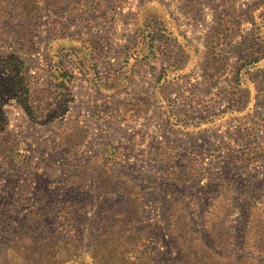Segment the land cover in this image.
Segmentation results:
<instances>
[{
    "label": "rangeland",
    "instance_id": "obj_1",
    "mask_svg": "<svg viewBox=\"0 0 264 264\" xmlns=\"http://www.w3.org/2000/svg\"><path fill=\"white\" fill-rule=\"evenodd\" d=\"M257 19L264 0H0V264L233 260L211 249L264 260V147L247 146L264 142V108L180 132L153 97L159 69L190 58L183 42L188 68L216 43L222 74L205 81L198 66L163 96L179 122L242 107L235 70L260 54ZM58 62L72 73L70 96L56 95ZM248 77L264 94V69ZM137 105L140 118L106 115ZM104 146L116 158L88 163ZM159 146L171 152L152 163Z\"/></svg>",
    "mask_w": 264,
    "mask_h": 264
},
{
    "label": "trees",
    "instance_id": "obj_2",
    "mask_svg": "<svg viewBox=\"0 0 264 264\" xmlns=\"http://www.w3.org/2000/svg\"><path fill=\"white\" fill-rule=\"evenodd\" d=\"M253 22L255 24V29L258 35L257 37L260 41L259 42L260 47H261L260 54L249 55V57H247L241 64H239V66L235 70V85L237 87V90L238 91H242V90L248 91L246 95V100L242 107L238 108V106H232L231 108L225 110L224 112L218 115L210 116L201 121L192 120L190 122H179V120L177 119L175 115L173 105L171 104L169 100H167L163 96L167 86L170 83L187 78L188 76L191 75L193 70L197 68L198 66L201 70L200 76L202 77L203 80L213 81L217 79L224 71V63H223V57L221 53L217 50L215 46L216 43H212V45H209L207 47V51H206L207 58H206L205 64H203L202 61L197 59L196 64L188 68L187 67V64L189 62L188 60L190 58L192 59L193 56H192V53L190 52L189 46L185 42H183L182 46L186 48H182V49H184V52H186L188 57H190L187 60V62H185L182 55H180L178 59H176L175 61H169V64H167V66L161 67L159 69L158 74H157L156 86L154 88L153 97H154V100L158 103V106L162 108V110L166 113L171 126H174V128L180 132H190V131L191 133L198 132L200 130H205V129L212 128L218 125L221 119L226 118L228 116H232L234 118L247 117L254 113L256 107L264 108V94H259L258 92H256V90H252V88H249V84H251L249 77H248L249 73L252 74L256 70L264 69V22L259 19L254 20ZM228 27L230 28L228 29V31L230 32L231 30L233 31V29H235V25L231 27L228 26ZM160 33L164 34L165 37H168L170 40L174 41L175 43L176 42L179 43L182 41L179 31H177V29L175 28H171L170 30L168 29V27L162 26L160 29ZM155 37L156 36L154 34L153 35L151 34L150 40H149L150 47H152ZM152 48L150 49V51L152 50ZM252 52L253 50L251 49V53ZM61 66L62 64L58 62L57 64H53L52 69H51L52 78L54 79L57 85L56 95L61 96V97L70 96L71 91H72L70 83L73 80V78H71L72 73L70 71L65 72V70L62 69ZM250 87H252V84ZM26 88H27L26 85H23L22 89H19V91L21 92L20 94L23 95L22 98L25 97L26 95V92H27ZM137 106L130 109L132 111L131 116L130 115L127 116L125 112H122L121 110L118 112L115 110V108L107 111L106 115L111 120L117 118L118 116L126 120L140 118L144 114L145 110L141 106H138V108ZM52 108L58 109L56 105ZM2 114H3V110L0 104V117L2 116ZM92 114H93L94 119L96 120L101 118V115L97 112H93ZM260 129L264 133V121L260 124ZM246 139L247 138L245 137L239 136L237 137V142L245 143ZM252 145H258V146L264 147V142L263 140H257L247 146L249 147ZM247 146H244V148ZM170 149L171 148L169 146H159L157 150L151 152L148 155L149 161L152 163L157 162L158 156H162V154L163 153L166 154V152L170 153L171 152ZM244 152L246 153L245 155L247 156L248 155L247 152L246 151ZM116 156H117V150L115 148H112L111 146H104L99 153L89 156L88 163L94 162L95 160H100V161L102 160V161H105L108 166L109 163H111L113 159L116 158ZM119 176L129 178L128 175H124V174H121ZM257 202L258 201L256 198L253 202V205L257 204ZM102 227L105 229V231L103 233H100L99 237L108 235L107 227L106 226H102ZM219 249L221 250V248ZM225 251H226V254L218 252L217 249L208 250L209 255L217 258L218 260L226 258L227 255H230L231 258H233L231 262L229 259H227L226 260L227 262L223 264H231V263L233 264H253L254 260H255V264H264L263 257L259 256V254L257 256L261 257V259L257 260L256 258H252L248 256L245 257L242 255L237 256L235 258V253L232 250H225ZM191 253L192 252H189L190 255ZM200 258L205 261V258L202 255H200ZM196 261H198V264L201 263L199 262V259ZM175 262L176 260L168 264H174ZM202 264H205V263H202Z\"/></svg>",
    "mask_w": 264,
    "mask_h": 264
}]
</instances>
